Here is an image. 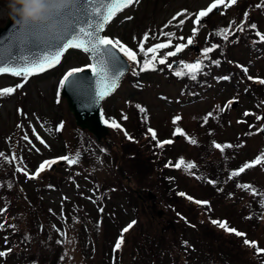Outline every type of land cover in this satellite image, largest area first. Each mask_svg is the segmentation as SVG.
Segmentation results:
<instances>
[{"label": "trees", "instance_id": "1", "mask_svg": "<svg viewBox=\"0 0 264 264\" xmlns=\"http://www.w3.org/2000/svg\"><path fill=\"white\" fill-rule=\"evenodd\" d=\"M244 4L246 6L242 9ZM257 5H261L259 9H261V16L264 17V0H244L229 12L230 21L225 26L219 25L223 18L217 15L216 20L207 22L206 25L212 30L214 45L211 47L216 45L218 50L216 49V55L213 48L207 53V57L211 58L210 62L202 55L199 71L193 73L188 68L175 69L173 60L166 64H157L149 56L147 60L150 63L146 67L145 59H142L139 64L132 63L131 72L125 79L124 85L128 83L134 91H137L133 93L136 94L145 90L149 76H164L166 80H171L177 86H181L188 96L191 95L194 98L207 96L211 99V105L219 99V92L225 87H229L231 92L235 93L237 101L244 97L245 89H249L248 94L252 95L254 91L264 102V85H261V89H253L248 74L242 70L248 67L241 60L236 63V66H232V61L237 59H232V53H230L232 49L241 46V41H245L244 45L249 51L247 53L254 56L256 52L261 57L264 42H258V38L246 33L247 20L242 16L243 13L249 14L248 9ZM238 12L241 14V20L237 24L235 21ZM241 22L244 23V30L239 35L237 32L240 31L236 29ZM229 27L231 30L225 39L221 30ZM256 43L257 45L254 46ZM211 47L208 39L204 43V49ZM78 54L84 55L79 51ZM244 57H246L245 53ZM141 67H145V70L141 71ZM193 74H195V79H192ZM222 77H229V79H221ZM60 91L61 87L58 92V103L64 101ZM133 94L131 100L125 101L128 105L126 108L111 113L108 110V104L106 105L105 117L113 123L114 127L110 129L105 141H97L87 129L80 128L74 122V135L69 142L63 145L65 147L63 156L77 159V162L72 165L65 161L41 176L29 179L23 172L16 171L18 167L24 169L25 166L12 159L21 142L20 137L16 135L7 149L0 150V153L4 154L0 157V209H6L0 215V224L4 225L0 228V251L7 253L0 257V264H94L97 253L90 256L91 260L89 256L82 257V246L73 228L75 222L81 221L80 214L90 210L81 200V196L86 195L78 194L77 201L63 200L62 209L68 212L69 217L75 221L74 224L71 221L65 224L62 219L56 220L48 202L42 200L47 194L62 191L65 185L71 191L77 188L88 191L89 196L86 197L93 202L91 205L93 211L98 212L99 217H105L103 222L110 220L117 230L121 227L117 217L125 208L131 210L134 216L132 221L135 223L130 227L129 232L123 235L122 248L114 251L112 246L106 256L107 264H126L130 261L131 257L126 256L128 238L139 224L142 226L144 219L146 222L148 220L147 223L152 230L157 231L154 235L158 238L159 244H168L167 251L174 261L170 264H195L196 255L200 250L207 254L215 264H264V258L257 257L255 251L250 250L252 248L244 244V238L237 237L211 222L213 220L230 221L227 215H218L221 210L218 207L222 202L221 198L228 200L236 195L237 185L229 177H227L229 181L224 184L221 180L222 172L225 169L229 170L231 166L240 161L244 157L243 152L249 148L252 156L240 161L235 166V171L246 162H252L258 156L262 157L259 164H254L238 174L242 177V186H249L242 187L245 199L243 218L257 211L256 221L260 223L259 218L264 212V207L261 206L264 202V182L258 177L251 176V173L255 171L264 174V139L254 128L256 113L246 119L247 123L243 121L238 124L236 136L228 139L225 135L219 138L220 129L226 130L227 124L232 125L231 121L238 120L240 116V112L234 110L233 102L230 103L231 98L218 109L205 110L203 113L189 112L187 117L191 119L192 128L186 127L185 124L181 125L182 143L185 147L202 150L201 156H192L182 152L174 157L169 152L174 146H157V140H154L148 131L153 126V115L145 102L133 99ZM4 97L10 99L8 93H4ZM17 106L19 108L20 103ZM140 108L144 111L141 112ZM209 113H212V116L205 122V117ZM61 120L55 119L54 125L61 123ZM36 129L40 130V127ZM62 136H64L63 131L58 132L54 138L59 141ZM159 138L164 137L160 134ZM64 140L62 139V142ZM192 140L196 142L192 143ZM214 142L235 147H226L221 151L213 146ZM256 143L260 145L257 147ZM209 155L212 157L208 158ZM178 163L180 166L176 167ZM120 166H123L126 172L125 178L117 173ZM28 173L32 174L33 171H28ZM2 175H4L3 180ZM185 180L192 181L198 193L186 186ZM209 180L215 183L210 184ZM234 181L236 182V179ZM131 183H134L136 188ZM251 187L258 189L257 193L260 195H257V198L248 194ZM151 191L154 193V200H150L147 195ZM180 193L185 195H180ZM32 195L36 196V201L32 199ZM139 198L144 199L143 205L140 204ZM119 199L122 200L124 208L116 204ZM23 200L31 205L23 206ZM195 201H206L207 204H198ZM142 208L144 215H141ZM161 212L164 213L163 216H160ZM32 222L35 224L34 227L30 226ZM246 222L254 223L255 217ZM95 224H102L101 218L100 222L97 221ZM81 225L90 226L91 224L90 221L88 223L81 221ZM66 226L69 227L68 244L59 231ZM228 226L235 229L231 223ZM207 229L227 241L222 239L216 242L210 241ZM239 248L243 249L244 253H252L251 259L242 258ZM33 249L34 255L32 256L25 255L23 252V250L28 252ZM144 250L149 252L151 247L146 246ZM152 256L156 257L153 253ZM113 257L114 263L112 262ZM158 257H161V254H158Z\"/></svg>", "mask_w": 264, "mask_h": 264}, {"label": "rangeland", "instance_id": "2", "mask_svg": "<svg viewBox=\"0 0 264 264\" xmlns=\"http://www.w3.org/2000/svg\"><path fill=\"white\" fill-rule=\"evenodd\" d=\"M214 2L215 0H138L134 6H132L130 9L123 12L116 18L113 25H110L111 27H109L108 34L116 36L115 39L124 44L126 43V41L131 40L133 34L137 33L138 36V34L146 33L149 36V39L147 40L149 46L160 41L168 40L169 37L163 35L164 33H172L173 35L170 39H179L180 36H192V29L194 27L193 18L195 17L194 14L198 13L200 10H205ZM245 6L246 4L242 6V9ZM238 8L239 6L237 7V10ZM248 10L249 14L246 18V33L249 35L250 31L253 30L250 25H252L254 18V25H263L259 26L258 28L264 31V17H262L261 13L257 11L261 9H258L257 6H252ZM10 11L11 10L8 7V0H0V29L6 27L8 20L11 18ZM182 12L185 13V15L177 16L178 13ZM244 14L245 13H243L242 16L245 18ZM189 15L190 18H186V16ZM173 17H177V19L173 20ZM217 18L218 17H215V15L210 16L202 22V26L200 28H202L203 30H200V32H197V34L195 35V39L198 44H204L209 39L210 47L214 45L212 37H210L208 34L209 27H206L205 25L209 20L213 21ZM222 18L223 20L219 22V25L223 27L226 23H229L230 17L227 16ZM180 20H184L185 22L180 25ZM240 20L241 14L238 12V17L235 22L238 24ZM238 34L241 35V31L238 32ZM258 39L260 40V38ZM240 44L241 46L230 51V53H232L231 58L246 62L250 58L249 53H247L249 51L244 45L245 41H241ZM172 49L173 48L171 47L169 48V50ZM188 51L189 50H187L186 52ZM244 53L246 57H244ZM216 54L217 51L215 52V55ZM159 56L160 54L156 53V58H159ZM198 57L199 56H197L194 52L191 56L190 53H185L182 56L181 60L178 61L180 63L179 67H181V69H185V65L195 63ZM207 59L209 62L211 61L210 57H207ZM89 63V57L71 53L65 59V62L60 70L54 75H48V77L45 76L35 80L30 79L27 85L16 88L13 93L9 94L11 96L10 100L2 98L0 95V102L3 103L1 107L2 117L0 120V137L6 140V143L4 141L1 142L0 148H7V142H10L12 140L13 134L15 132L21 133L24 131L25 133L28 132L32 136L30 137L31 143L23 140V136L25 135L20 136L21 145L14 155L17 158L16 160L18 162L25 163V161H28L29 164L24 165H33L34 163H36V168H38V166L46 160L54 157H63V149L65 148L63 147V145L64 143H66V141L69 142V140L74 135L75 120L73 118V115L70 113L65 100L60 105L57 103L59 82L64 74L70 69L78 67L81 68L82 66ZM256 63V60H252L249 64L256 65ZM260 68L264 73L263 64L260 65ZM257 74L258 69L251 71V75L257 76ZM18 81H20V79H18ZM18 81L15 80V78L1 76L0 90H3L5 88H14V86L17 85ZM146 81L147 83L145 90L136 94L133 93L137 91H134L128 83L125 84L124 87L120 88L116 94L109 98L111 100L108 102V110L113 113L115 110L117 111L118 109L128 107V105L125 104V101L131 100L130 98L133 94L134 100H140L148 105L153 115L154 126L152 127L155 128L152 129H155L156 137L158 135L157 127L159 128L162 137H174L173 135L169 134L172 128L171 126L174 125L173 119L175 117H180V119L177 120L175 124L183 122L186 127L192 128L191 119L189 116L187 117V114L189 112L203 113L205 110L211 111L213 109H218V107L221 106L226 100L230 98H237L234 92H226V90L223 89L219 92V99L212 105L210 98H207L204 102L203 97H199L197 101L186 104L189 102L190 98L187 95H184L186 94L185 91L180 86H177L175 83H173L171 80H166L164 76L159 77L154 75L152 77L149 76ZM157 95H162L165 100H158ZM19 103L20 107L18 108L17 105ZM234 108L235 111L240 112L239 119H245V116H248L245 115V113H249L250 115V112L247 109L254 111L255 106L253 103H249L248 100L242 99L241 101H239V103H236ZM52 119H57L58 121L62 119L61 123H59L58 126H60L59 130L63 131L64 136H62L59 141L55 140V136H43V134H40L36 129V127H39V124L41 122H45L49 127H52ZM231 124L233 126L229 125V123L227 124L226 130H224V128L220 129L219 138L222 135L227 136L228 139L232 137L234 138L236 136V132L238 131L239 127L238 120L233 119L231 121ZM259 125H262V123L259 122ZM257 126L258 120L256 119V127ZM57 127L55 128V130H57ZM175 128L179 127L176 126ZM108 136L109 135L104 136L105 140H107ZM37 137H39V139ZM181 138L182 137H180V139ZM62 139H65L64 142H62ZM181 140H179L177 144L171 150H169L171 155L175 157L182 152H186L187 154L192 156H201L202 150L185 147ZM41 141H43V143H41ZM243 154L244 157L240 161H242L244 158L252 156L249 148L246 149ZM211 157L212 155H209L208 158ZM240 161L231 166L229 170L225 169L222 172L221 180L224 184L229 181L227 177H229L230 174L235 171V166H237ZM144 170H146L145 166ZM117 173H120L123 178L127 176L123 166L119 167ZM251 176L258 177L260 180H262V182H264V174H262L260 171L251 173ZM235 179L236 182L234 181ZM231 181L236 183L237 185L236 195L232 199L228 200H226L227 198H221L222 202L218 207L221 210L218 212V215H227L228 218L231 219L230 223L235 224L239 228L247 227L250 232V235H248V237L258 238L257 248H264V223L262 222L258 224V222L256 221L257 215H255V222L249 224V222L245 221V219L243 218V214L241 213V210L244 209L245 202L244 194L242 193V177L238 175L234 176L231 178ZM184 184L188 187H191L193 191H196V193H198L197 188L194 186L192 181L185 180ZM131 185L136 188V185L134 183H131ZM238 185H241V187H238ZM65 189H68L67 185H65V187L62 189V194H52V196H47V199H45L44 197L42 198V200H46L44 202H48V205H61L63 197H66L68 200L76 201L74 193ZM257 190L258 189H256L255 187H251L248 190V194L254 196L252 193L254 191L257 192ZM76 192L79 194L83 193L84 195L89 196L88 191H86L85 189H79L76 190ZM223 192L226 193V191ZM147 195L150 200L155 199L154 193L152 191L147 193ZM86 196H83V203L88 202L93 205V202ZM32 199L35 201L37 200L36 196L34 195H32ZM139 199L140 204L143 205L144 199ZM116 204L119 207L124 208V204L122 203L121 199L117 200ZM22 205L30 206L31 203L23 200ZM90 210V212L88 211L86 213L80 214L79 219H81V221H83L84 223H88L90 221L92 228H90L88 233H86V230L84 229L83 232L80 229L75 230L78 233L79 240L83 243L84 251L87 253V255L89 254L88 256L90 257L94 256V254L97 253V258L96 260H94V264H107L106 256L112 249V246L114 247L118 238L121 236L120 230L122 229V227L130 225L129 223L133 222L132 218L134 216L130 212V209L125 208L122 211V214L117 217L121 226L120 229L117 230V227L110 220H105L103 222V218L105 217H99L100 214L98 212H96L95 210L93 211V209ZM61 215L64 219L68 218L67 213H62ZM141 215H144L143 208ZM163 215L164 213L161 212L160 216ZM249 217L251 218V216L248 215L247 219H249ZM100 218L102 224L96 225L95 223L97 221L100 222ZM147 222L144 219L142 226H140L139 224L138 228L134 230L128 238V253L126 256H129L131 258L130 261L126 264H170L174 262L167 251L169 248L168 245L159 244L158 238L154 235V233L156 234L157 231L152 230ZM30 226L34 227L35 224L32 222ZM208 232L210 234V241L216 242L219 239L227 241L226 239L221 238V236H219L212 230H208ZM154 243H156V245ZM122 246L123 245H121L120 248H122ZM146 246L151 247V251L147 252L146 250H144V247ZM199 248L201 249V247ZM239 250L242 254V258L249 257L251 259L252 253H244L242 251L243 249L241 248H239ZM23 252L25 253V255H34V249L28 252H26V250H23ZM152 253L156 256L155 258L152 256ZM158 254H161V257H158ZM91 259L92 257H90V260ZM112 262H115L114 257L112 258ZM195 264L215 263L207 254L200 250L198 255H196Z\"/></svg>", "mask_w": 264, "mask_h": 264}, {"label": "snow or ice", "instance_id": "3", "mask_svg": "<svg viewBox=\"0 0 264 264\" xmlns=\"http://www.w3.org/2000/svg\"><path fill=\"white\" fill-rule=\"evenodd\" d=\"M136 2L137 0H62V2H53L49 5L51 11L46 17V19L50 22L48 24H25L17 20L14 26V31L11 32V34L7 37L0 38V73L10 72L13 75L21 76L24 80H27L28 75L33 70H45V65L52 64L57 61L65 49L73 46V42L76 41L78 37H82L83 39L80 40L79 46H81L83 50L89 54L92 63L85 66L84 68L78 67L67 71L60 80V87L63 88L71 86L73 88H76L78 75L81 73H86L88 70H90L93 76L96 78L98 84L104 81H110V84L106 85L105 88H97L94 92L92 103L85 104L84 107L87 110L93 105L99 104V102L103 100L108 94V88L110 87L114 89L117 86V80L121 75H123L122 72L116 70L115 68V66L121 59L120 54L122 53L123 56H126L130 61H134L137 64L140 63L136 60V53L128 49L119 40H113L112 38L103 36L101 34L104 29V25L113 17L115 12L120 11L123 8H127ZM235 4H237V0H227V4H225V0H215V2L209 5L205 10H201L200 12L194 14L195 19L193 20L194 27L192 29V36L187 38L186 44H177L173 46L170 39L173 34L164 33L163 35L169 37L167 41L158 43L146 49L144 48V43L147 42L149 36L145 34L142 41L140 42L139 51L142 53H152L153 55L151 59L155 60L158 49L173 47L174 50L166 52L164 54V57H174L187 45H190L192 43L193 37H195L199 30L198 26L201 24L202 18L208 16V14L211 13L213 9H216L218 5H225L226 7H230ZM257 7H261V5H257ZM180 15H185V13L182 12L177 14V16ZM247 15V13L244 14L245 19L247 18ZM186 18H190V15L186 16ZM176 19L177 17H173V20ZM184 22V20H180L179 24L182 25ZM250 27L255 29L256 25L252 24L250 25ZM230 30V27L228 29L221 30V33L225 35V39L227 38V33ZM243 30L244 23L241 22V24L237 26L236 31ZM256 35L260 38L261 41H264V34L257 32ZM179 39L183 40L184 37H179ZM28 45H46L49 49H54V51H51L48 54L36 59H30L28 57L22 56L20 57V59L24 61V64L21 65L17 63V57L12 54L13 50L19 49L20 51H23ZM212 50V48H205L203 50L204 57L207 58V53L211 52ZM164 57H161L159 59L160 64H165L166 61ZM146 65L147 61H145V67ZM145 67H141L140 70L144 71ZM185 67L192 70L194 73L201 69V61H196L193 64H187L185 65ZM242 70L247 74V68H243ZM248 78L250 80L253 79V77L251 76H249ZM192 79H195V74L192 75ZM221 79H229V77H222ZM258 82L260 84H264V79H260ZM22 86V84H17L15 87L20 88ZM14 91L15 88H5L3 90H0V95H3L4 93L11 94ZM140 111L143 112L144 109L140 108ZM245 115H249V113H245ZM211 116L212 113H209L208 116L205 117V122H207V119ZM124 118L126 119L127 117ZM179 119L180 117H175L173 119V123L175 124ZM260 119H264V117L258 116L257 120ZM59 127L60 126L57 127V130H59ZM116 127H119V125H116ZM148 131L151 133L152 138L155 140V131L150 128L148 129ZM259 131H264V128H260ZM173 134L176 135L183 133L179 128H177ZM125 135L127 136V133H125ZM23 138L25 140H28L27 135H25ZM37 138L39 139V137ZM129 138L131 139V137ZM28 142L31 143L30 140ZM191 142L195 143L196 141L192 140ZM41 143H43V141H41ZM170 143H172L171 140L162 142L158 141L157 146L162 147L164 144ZM213 146L221 151H223V149L226 147H235L233 145H220L215 142L213 143ZM3 155V153H0V157H2ZM12 159L15 160L17 158L13 156ZM261 159L262 157L258 156L254 161L246 162L237 171L232 172L229 176V179L237 176L239 173L244 172L246 168H251L254 164H259L261 162ZM58 160L66 161L69 165L77 162L76 158H69L68 156H64L42 162L36 169V172L32 174H29L27 171H24V169L19 167L16 169V171L23 172V174L29 179H34L39 175L40 172L45 169L46 165H53L57 163ZM179 166L180 165L178 163L176 167ZM190 166L194 167V165ZM208 183L214 184L215 182L209 180ZM238 187H241V185H238ZM242 187L247 188L249 186L244 185ZM252 194L254 196L260 195L255 191ZM180 195L185 194L180 193ZM195 202L198 204H207L206 201ZM261 206L264 207V202L261 203ZM4 211H6V209H0V215H2ZM211 222L214 225H218L225 231L235 234L237 237L246 235L237 231L236 229L229 228L226 221L221 222L213 220ZM131 226L132 225L130 224L128 227L122 230L121 236L118 238L116 244L114 245V251L118 250L121 247V244L123 242V233L127 232ZM3 227L4 225L0 224V228ZM243 242L244 244H255V242L248 241L247 239H245ZM57 243H61V241H57ZM256 250L257 252L262 251L259 248H257ZM5 255H7L6 252L0 251V257H3Z\"/></svg>", "mask_w": 264, "mask_h": 264}, {"label": "water", "instance_id": "4", "mask_svg": "<svg viewBox=\"0 0 264 264\" xmlns=\"http://www.w3.org/2000/svg\"><path fill=\"white\" fill-rule=\"evenodd\" d=\"M118 12L119 11L115 12V14ZM15 23L16 22L11 17L6 27L0 29V38L7 37L8 35H10L11 32L14 31ZM81 39L83 38L78 37V39L73 42V46L71 47L82 48L81 46H79ZM51 51H54V49H49L46 45H41V46L28 45L27 47H25L23 51H20L19 49H14L12 54L17 57V63L22 65L24 64V61L20 59V57L22 56L28 57L30 59H36L48 54ZM57 61H55L52 64L45 65V68L53 66V64H55ZM115 68L116 70L122 72L123 75H121L117 80V86L114 89L110 87L108 88V94L105 96V98L110 94H112L117 89L121 80L127 74L129 70V65L121 56V59L119 60ZM5 73H10V72H5ZM108 84H110V81H104L98 84L93 74L90 71H87L86 73L78 75L76 88L69 86V87H64L63 89V97L67 99L70 111L74 114L77 124L82 128H88L92 133H94V135L98 139H101L102 137L108 134V130L104 125L101 115V104L105 98L101 100L99 104H95L87 110L85 109L84 105L92 103L94 92L97 88H105V86Z\"/></svg>", "mask_w": 264, "mask_h": 264}, {"label": "clouds", "instance_id": "5", "mask_svg": "<svg viewBox=\"0 0 264 264\" xmlns=\"http://www.w3.org/2000/svg\"><path fill=\"white\" fill-rule=\"evenodd\" d=\"M53 2L59 3L62 0H8V7L15 22L48 24L50 22L46 17L51 11L49 5Z\"/></svg>", "mask_w": 264, "mask_h": 264}, {"label": "bare ground", "instance_id": "6", "mask_svg": "<svg viewBox=\"0 0 264 264\" xmlns=\"http://www.w3.org/2000/svg\"><path fill=\"white\" fill-rule=\"evenodd\" d=\"M168 245V244H167Z\"/></svg>", "mask_w": 264, "mask_h": 264}]
</instances>
